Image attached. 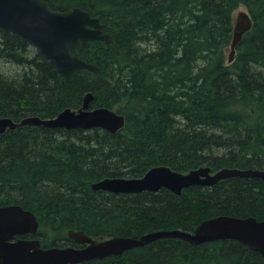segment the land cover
<instances>
[{"label": "trees", "instance_id": "trees-1", "mask_svg": "<svg viewBox=\"0 0 264 264\" xmlns=\"http://www.w3.org/2000/svg\"><path fill=\"white\" fill-rule=\"evenodd\" d=\"M98 18L111 42L72 51L97 72L64 78L26 42L0 31V118L50 119L90 108L125 116L116 134L95 128L27 126L0 135V206L19 205L38 222L43 248L94 239L193 232L218 216L264 221V180L232 178L180 196L93 191L104 178H140L160 165L180 173L207 166L264 171V0H44ZM252 28L228 64L234 12ZM43 231V232H41ZM54 238L45 240V232ZM23 236L21 238H29ZM80 264H264L235 240L190 245L163 239L121 256Z\"/></svg>", "mask_w": 264, "mask_h": 264}, {"label": "water", "instance_id": "water-1", "mask_svg": "<svg viewBox=\"0 0 264 264\" xmlns=\"http://www.w3.org/2000/svg\"><path fill=\"white\" fill-rule=\"evenodd\" d=\"M252 25L247 10H239L233 17L228 64L233 62L237 45ZM103 30L104 26L98 18L77 7L54 11L44 0H0V31L28 43L51 70L64 78L80 70L98 71L96 65L85 62L72 51H83L92 42L109 44L111 36ZM92 99V94L87 93L80 108L64 109L50 119L29 116L15 122L10 118H0V135L27 126L84 131L99 128L111 134L123 130L125 116L108 108H90ZM232 178L264 180V171L234 168L212 171L210 167L202 166L188 173H180L160 165L150 168L140 178L101 179L93 183L91 189L117 195L158 193L166 189L180 196L189 187H212ZM38 229L39 222L32 212L15 204L0 206V264H80L121 256L129 250L163 239H178L190 245L235 240L264 258V221L253 217L218 216L204 220L193 232L159 230L139 238L94 239L82 231H67V238L85 245L83 248H42L37 238H17L36 236Z\"/></svg>", "mask_w": 264, "mask_h": 264}, {"label": "rangeland", "instance_id": "rangeland-1", "mask_svg": "<svg viewBox=\"0 0 264 264\" xmlns=\"http://www.w3.org/2000/svg\"><path fill=\"white\" fill-rule=\"evenodd\" d=\"M242 9H244L245 10V8L244 7H240V8H238L235 12H234V16H235V14L239 11V10H242ZM41 232H43V231H41ZM45 232V240L46 241H51L54 237L52 236V235H50L49 233H47L46 231H44ZM40 239V238H39ZM67 244V246H68V244L69 243H66Z\"/></svg>", "mask_w": 264, "mask_h": 264}, {"label": "flooded vegetation", "instance_id": "flooded-vegetation-1", "mask_svg": "<svg viewBox=\"0 0 264 264\" xmlns=\"http://www.w3.org/2000/svg\"><path fill=\"white\" fill-rule=\"evenodd\" d=\"M24 236H27V235H24ZM30 237L29 238H22V239H33V238H36L35 236H31L29 235ZM23 237V236H22ZM17 238H21V237H17ZM68 246H72V247H75V248H83L85 247V245H80V244H77V243H69Z\"/></svg>", "mask_w": 264, "mask_h": 264}, {"label": "bare ground", "instance_id": "bare-ground-1", "mask_svg": "<svg viewBox=\"0 0 264 264\" xmlns=\"http://www.w3.org/2000/svg\"><path fill=\"white\" fill-rule=\"evenodd\" d=\"M115 195V194H114Z\"/></svg>", "mask_w": 264, "mask_h": 264}]
</instances>
